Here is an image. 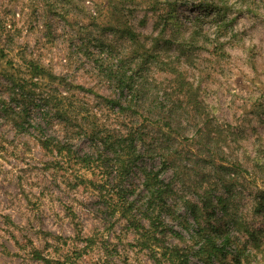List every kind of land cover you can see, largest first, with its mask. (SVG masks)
Masks as SVG:
<instances>
[{
    "label": "rangeland",
    "instance_id": "1",
    "mask_svg": "<svg viewBox=\"0 0 264 264\" xmlns=\"http://www.w3.org/2000/svg\"><path fill=\"white\" fill-rule=\"evenodd\" d=\"M171 8L177 13L169 14ZM0 23L14 26L8 37L12 47H6L9 52L0 59V71L24 77V62L33 61L72 86L122 103L127 95L112 91L98 73L100 59H118L132 48L118 30H133L145 49L158 42L162 55L176 58L184 52L178 69L197 88L203 113L192 121L195 127L178 139L181 148L192 144L193 154L204 160L200 170L209 172L210 160L194 140L210 134L245 171L227 191L214 177L183 186L179 175L139 144L142 157L127 184L135 186L133 198L139 200V208L142 169L158 172L171 185L173 194L166 198L161 215L171 233L163 242L185 251L190 264L204 262L196 256L201 241L195 239L187 202L200 206V196L208 188L213 210L204 219L209 217L210 226L230 237L212 264H264V199L260 201L264 198V0H0ZM87 38L96 41L85 45ZM97 40L112 49L101 50ZM146 76L162 84L171 78L154 67ZM43 84L38 94H53L58 100L68 95L62 87ZM5 86L7 81L0 78V97L16 108L19 102L12 99V91L1 89ZM71 91L78 105L95 106L90 93ZM37 104L32 96L29 125L25 123L22 133L0 111V264H43L34 259V251L53 264H156L153 249L142 248L130 223L111 213L104 192L89 184L98 183L99 175L41 150L42 134L60 137L62 132L55 126L54 111ZM94 110L109 126L121 121L108 108L102 113ZM39 125L43 132L37 131ZM72 146L80 155L90 152L83 137H76ZM210 149L218 162V149ZM141 224L147 228L146 222ZM244 231L254 232L255 240ZM221 241L217 239V244ZM155 251L162 253L159 248ZM162 264L168 263L162 259Z\"/></svg>",
    "mask_w": 264,
    "mask_h": 264
},
{
    "label": "trees",
    "instance_id": "2",
    "mask_svg": "<svg viewBox=\"0 0 264 264\" xmlns=\"http://www.w3.org/2000/svg\"><path fill=\"white\" fill-rule=\"evenodd\" d=\"M174 9L171 8L169 14L177 13ZM12 29L14 26L0 23L1 60L6 57L9 48L12 47L8 40ZM118 31L128 38L132 48L128 53H122L118 59L113 60L109 57L100 59L98 73L102 74L100 79L104 83L111 85L112 91L119 96L127 95L125 102L122 103L119 98L113 99L99 95L80 86H72L65 78L54 75L33 61H27L24 62L26 68L24 77L0 71V78H4L8 83V87H1V89L12 91V99L19 102L16 108H12L0 97V111L16 132L22 133L25 131V123L28 124V104L32 96L37 105L50 107L58 121L55 126L60 129L62 136L50 137L42 134L39 139L41 150L48 155L66 160L67 164L79 166L93 175H99L98 183L100 184L91 181L89 184L99 190L100 194L104 192L103 198H107L106 204L111 213L119 214L130 223L135 234L140 237L142 248L153 249V260L156 264H162V259L168 264H190L189 256L185 251L170 247L163 242L164 236L171 233L167 232V227L161 220L162 213L166 211L165 200L173 194L171 185L164 183L158 172L142 169L141 186L144 190L141 198L143 199L142 208L137 207L139 200L133 198L136 192L135 186L127 183L128 177L142 157L138 151V145L145 146L147 154L158 155L164 166L179 175L178 181L183 186L189 182L195 184L198 181L197 185L214 177L216 182L227 191L231 189L230 184L236 181L245 170L239 162L232 161L224 154L219 144L220 140L210 134L204 137L202 135L194 140V145L201 146L206 158L210 160L207 161L209 172L200 170V164L204 160H200L197 154H193L192 144L186 146V149L181 148L178 139L185 137L186 132L195 127L192 121L203 113L197 88L187 80L183 71L180 70V72L178 69L180 57L185 56V53L181 52V56L176 58L162 55L158 42L155 41L151 48L145 49L133 30L124 28ZM94 39L87 38L85 45L96 41ZM104 42L97 40L101 50L104 46L112 49V46ZM7 46L9 48H6ZM150 67L171 78L166 84L151 82L146 76ZM43 82L51 87H62L68 95L59 96L60 100H58L53 94H42V92L38 94L37 91L41 89V85H44ZM72 89L90 93L95 106L85 108L84 105H78L79 101L73 98ZM35 95L37 100L34 98ZM95 108L100 109L101 113L104 108H108L117 114V121L118 119L121 121L119 124L117 122L109 126L104 120L99 119ZM39 126L36 128L37 131L43 132L42 127ZM76 137H83L88 141L90 152L80 155L74 151L72 142ZM211 147L218 149L220 157H217L218 162L213 161L215 156ZM204 152L201 153L204 154ZM211 199L210 190L205 188L203 195L200 196V206L187 202V208L196 227L195 239L201 241L196 256L204 264H212L230 240L227 233H221L219 228L210 226L209 217L204 219V215H208L213 210ZM263 199L261 198L260 201ZM223 202L221 198L217 199V203L222 206V211L226 213ZM137 213H139V220L136 219ZM141 221L147 223V228L141 224ZM203 222H206V226H203ZM184 227L188 229L190 226L186 224ZM244 232L254 239V232ZM172 234L178 237L177 234ZM217 239H222L220 244H217ZM156 248H159L162 253L158 254L155 251ZM33 257L43 264H53L37 251L33 252Z\"/></svg>",
    "mask_w": 264,
    "mask_h": 264
}]
</instances>
